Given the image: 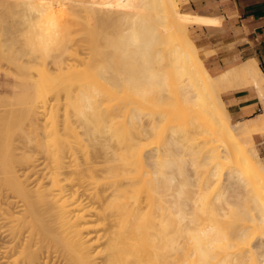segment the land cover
Returning <instances> with one entry per match:
<instances>
[{
  "label": "bare ground",
  "instance_id": "1",
  "mask_svg": "<svg viewBox=\"0 0 264 264\" xmlns=\"http://www.w3.org/2000/svg\"><path fill=\"white\" fill-rule=\"evenodd\" d=\"M22 4L24 54L52 51L58 75L44 65L34 80L28 66L35 92L0 116V264H264V163L252 140L229 142L264 129L258 63L211 74L177 0ZM18 50L6 58L21 67ZM238 86L253 87L263 111L232 122L221 90ZM188 120L204 145L189 162L196 181L179 183L174 197L152 161L165 154L168 129ZM219 171L244 192L232 199L225 185L210 198ZM195 184L191 197L184 187Z\"/></svg>",
  "mask_w": 264,
  "mask_h": 264
},
{
  "label": "crops",
  "instance_id": "2",
  "mask_svg": "<svg viewBox=\"0 0 264 264\" xmlns=\"http://www.w3.org/2000/svg\"><path fill=\"white\" fill-rule=\"evenodd\" d=\"M187 22V35L213 75L254 59L264 73V0H177ZM222 99L233 121L263 111L251 86L223 90ZM264 163V129L252 134Z\"/></svg>",
  "mask_w": 264,
  "mask_h": 264
},
{
  "label": "rangeland",
  "instance_id": "3",
  "mask_svg": "<svg viewBox=\"0 0 264 264\" xmlns=\"http://www.w3.org/2000/svg\"><path fill=\"white\" fill-rule=\"evenodd\" d=\"M43 1H47V0H43ZM63 1H65V0H63ZM22 3H24V0H21V2H20V0H0V22L6 23V21H7V24L9 22L12 25V27H10L8 30H4L3 27H0V104L1 105L6 104V105H3L2 107H0V109H1L0 110V116H2L1 120L6 119V117L7 118L10 117L13 114L16 115L17 113H19L22 110V108L24 106V103H23L24 100L23 99H25V97L24 98H22V97L25 96V94L27 95V93H29V94L33 93L34 88L36 86L35 84H37L34 80L39 76L40 73H42V75H45L44 73L47 74V71H45L46 69L44 70V68H45L44 65H46V67L49 68V72L53 75V77L58 75L56 68L50 62L51 61L50 59H52V54H54V53H52V51L49 50L52 53V54L51 53L49 54L48 53L49 51L47 50L48 55L46 54L47 57L49 56L51 58H49V57L44 58L41 56L39 57L38 54H40V51L38 49L34 50L35 52H37L38 56L35 54H29V55L24 54L23 49L24 48L28 49L29 47H32V46H29V43L27 40L30 38L27 35V31H28V28L30 26H28L26 22L22 23V21H21L22 16H20L21 15L20 13H22L24 11L23 9H26V8H24ZM179 7H180V5H179ZM180 10H181V8H180ZM35 13H36V11H35ZM33 15H35L34 11H33ZM36 15L34 17H37ZM32 19H34V18H32ZM1 24H4V23H1ZM1 28H3V29H1ZM29 29H31V28H29ZM32 30L34 31V29H32ZM32 34H35V31ZM13 48L19 49L17 51V54L19 56H21L20 60H24L23 63H21L22 64L21 67H17L12 63L10 64L6 58V54L10 50H13ZM42 51H44V50H42ZM41 54H42V56H45V53H44V55H43V52ZM59 57L60 56H58L57 58H59ZM27 58H29L28 63H26ZM33 58H35V59H33ZM38 62H40V63H38ZM30 65L33 66V67H31L32 72H30L31 77H33V79H34V77L37 75L34 80L33 79L28 80L26 78L28 75L27 67ZM34 65H35V67H34ZM38 65H41V66H38ZM36 67H41L42 69L36 68ZM38 69L40 72L38 71ZM33 70H35L34 72L38 71L39 74L36 72L37 74L35 73L36 74L35 75ZM29 76L30 75H28V78H29ZM55 78H57V77H55ZM25 83L30 85V87L27 90L25 88L23 89V87H21V85L22 84L24 85ZM24 86H26V84ZM238 87H240V86H238ZM25 90H26V93H24ZM223 90H225V89L221 90V94H222ZM1 100L2 101L4 100V102L2 103ZM43 117L44 116L42 115V117H41L42 120H43ZM231 120H232V118H231ZM23 121H25V120H23ZM26 122L27 121L23 122L24 126H25ZM185 122L186 123H178V125L175 124L174 127H170L168 129L169 131H167L166 138L164 139V141H161V143H160L161 145L159 144V146H162V144L164 146V147L163 146L160 147L161 151L163 150V154L165 153L164 155H162L163 156L162 159H160L163 161L157 160L158 162L160 161V163H158V162H156V160H154V158L152 159L155 161V164H154V161H152V165H153L152 168L153 167L155 168V166H156L157 167L156 169H159V170L165 172V175H167L168 179L172 178L173 183L171 186L172 188H170V190H171L172 196L174 195V197L177 193L176 192L177 188L180 186L181 182L183 183L187 180L192 181V182L196 181V175L194 174L193 165H191L192 163H189V162H192L195 155H197V153H198L197 149L202 151L201 149L204 145L203 141L199 140L197 138V136L199 135V134H197L198 131H196V132L193 131L192 126H190L189 120L185 121ZM232 122H235V121L232 120ZM187 124H189V126ZM186 126L188 127L187 129H186ZM256 131H258V130H256ZM168 132H169V134H171L170 136L168 135ZM186 134H188L189 137H192L191 143L182 145L179 148L176 146L172 147L171 142L183 140ZM252 134L251 135H243V134L233 135V137L231 139L229 138V142L237 141L238 143H240L244 147H247L248 143H249L248 141L252 140ZM153 139H156V138L154 137ZM167 139H170V140L167 141ZM167 147L168 148L170 147V149L169 150L165 149ZM154 148L155 147H153V149ZM217 148L220 149L221 146H218ZM156 149H154V150H156ZM151 151H152V149H151ZM165 159H166V161H165ZM166 163L167 164L169 163V164L167 165ZM154 168H153V170H154ZM217 171H218V169H217ZM186 172H187V174H186ZM217 173H218L217 178L214 179V181L212 183H210L209 187L206 190L208 192V195L210 198H214L215 195L220 190H222L224 188L223 186H225V185H227L225 190H226V192L229 193L230 196L232 195L231 196V197H233L232 199H235L237 194H239L241 192V190L244 192V187L241 185L238 188L240 190V191H238V193L236 192L237 189H236V191H233L232 190L233 187L230 185V182L228 180H225V173H220V171ZM184 188H186L184 190L186 191L187 195H189L191 197L192 196L196 197V195H197L196 190H198V186L196 184L191 185V186H185ZM234 217H235V215L233 214L231 217L232 220ZM236 218H237V216H236ZM234 220H235L234 223H236L237 221L238 222L241 221L239 219L236 220L235 218H234ZM236 224H233V225L235 226ZM261 257L263 258L264 255Z\"/></svg>",
  "mask_w": 264,
  "mask_h": 264
},
{
  "label": "clouds",
  "instance_id": "4",
  "mask_svg": "<svg viewBox=\"0 0 264 264\" xmlns=\"http://www.w3.org/2000/svg\"><path fill=\"white\" fill-rule=\"evenodd\" d=\"M191 235H192L193 242H198L199 241V237L206 236L207 233L204 232V231H201L199 233H192Z\"/></svg>",
  "mask_w": 264,
  "mask_h": 264
}]
</instances>
